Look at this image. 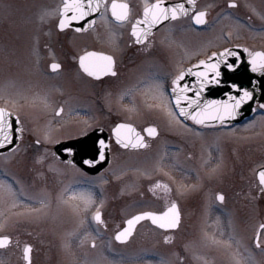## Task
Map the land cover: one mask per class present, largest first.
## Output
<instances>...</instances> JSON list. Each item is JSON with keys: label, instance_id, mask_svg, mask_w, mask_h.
<instances>
[{"label": "rangeland", "instance_id": "rangeland-1", "mask_svg": "<svg viewBox=\"0 0 264 264\" xmlns=\"http://www.w3.org/2000/svg\"><path fill=\"white\" fill-rule=\"evenodd\" d=\"M62 2L0 0V98H20L25 86L39 82L27 68L49 39L53 49L60 39L66 46L70 75L64 88L76 97L74 90L80 81L74 73V61L82 51L80 47L93 43L97 34H58ZM145 2L140 0L138 7L143 8ZM228 2L237 7L228 8ZM199 9L211 13L208 28L212 29L197 32L192 45L171 39L158 57L149 60L163 79V87L185 68L230 44L264 52V0H199ZM242 11L252 18L250 29L236 20ZM225 27L232 33L227 39L221 36ZM154 91L151 84L150 93ZM75 101L68 98L67 110L76 109ZM43 109L26 105L21 110L20 123L29 138L23 137L15 152L0 156V182L11 185L15 192L11 197L0 193V236L14 239L11 247L0 251V264H24L25 245L32 247L31 264H264V230L260 232L261 247L254 243L264 224V194L260 197L255 177V171L264 166V111L229 130L203 135L201 141L229 152L225 181L203 178L193 192L187 193L186 185L177 186L167 179L173 185L172 196L178 197L180 192L186 207L178 231L168 237L143 223L128 243L119 245L114 235L126 219L145 211L158 212V189H150L160 181L161 149L175 139L182 140L189 130L164 111L160 123L167 129L159 133L145 161L130 166L129 179L119 177L109 182L103 175L92 180L53 156L51 147L73 136L75 130L66 132L60 127V118L48 111L43 115ZM37 140L40 146L33 144ZM73 191L85 198L69 199ZM217 191L225 196V207L211 210L218 206L214 199ZM183 195H189L188 199ZM97 210L102 214L100 225L93 222ZM166 237L171 238L170 243H165ZM213 239L220 243H213Z\"/></svg>", "mask_w": 264, "mask_h": 264}, {"label": "flooded vegetation", "instance_id": "flooded-vegetation-1", "mask_svg": "<svg viewBox=\"0 0 264 264\" xmlns=\"http://www.w3.org/2000/svg\"><path fill=\"white\" fill-rule=\"evenodd\" d=\"M134 1L135 3H133ZM139 1L140 0H118V2L127 3L130 7L131 14L128 23L122 26L117 25L116 22L111 19V14L109 12L108 22L102 21L99 16L96 18V23L91 29L83 33H76L80 35L90 33L97 34L93 43L80 47L82 51L76 55L74 61L75 66L73 65L75 67L74 73L78 74L80 81L77 85V89L74 90V96L76 95V97H73L70 93L68 94L64 88L66 86L64 85L66 77L70 75L67 69L66 46L63 45L64 43H62L60 39L59 46L53 49L49 39L48 44L37 51V58H35L34 63L27 68L30 74L37 75L39 82H34L30 87L25 86L23 88L24 94H22L20 98L10 99L7 96L0 98V108L7 109L15 117L22 114L21 110H23L26 105L33 107L40 106L44 108L42 112L43 115L48 111L49 113L52 112L56 117H59V124L63 130L66 132H68L69 129L75 130L73 136L59 142L71 141L83 138L91 133H97V142L93 143L92 146L89 145L86 147L83 151L84 154H93L92 149H97L99 147V142L102 140V136L105 135L109 150V163L107 168L96 175H91L75 167L87 179L93 180L103 175L107 177L109 182L115 181V178L119 177L123 180L129 179L127 173L130 166L132 164L139 165L141 162L145 161L147 153H150L152 149L153 142L160 137L159 133L167 129V127L164 125L162 126L160 123L164 110L157 107L158 102L152 99L154 92L150 93V85L156 86L158 83L163 84V79L160 77L159 73L156 72V66L153 65L150 67L149 60L158 57L162 47L166 43H169L171 39L184 40L185 43L192 45V39L197 32L212 29V27L208 28L211 24V13L207 10L199 9V0H195L196 11H205L207 13L206 24H194L191 18V15H194V13H191L189 17H183L164 24L148 37L146 43L136 44L134 37L131 35V29L132 24L140 19L143 14L144 7H138ZM111 2L112 0H108L109 5ZM229 3L230 2L226 4L227 7ZM236 20L240 23L241 27L251 28L252 18L247 14V11H242L241 16ZM97 28H99V30H97ZM229 28L230 27H225L222 30L223 34L221 36L226 38L232 35L228 30ZM56 31L58 34L70 32ZM162 31H164V34L159 35ZM233 46L246 47L242 44H230L225 48ZM90 52L111 56L115 62L114 70L117 75H102L100 79L88 76L80 68L79 59L81 56ZM53 63L60 65V68L55 72L51 70V65ZM173 79L170 81L165 92L168 96V90L171 87ZM163 89L165 90L166 87H163ZM69 97L76 98V109L74 110H67L68 107L66 106H68ZM60 109H63V111L57 116L56 112ZM177 119L182 126L189 130V132L186 133L188 135H185L182 140L179 138L175 139L174 143L169 144L170 146L166 145L161 149L159 156L161 177L159 183L167 185L170 191L166 192L164 189L160 188L157 194H155L160 206L157 213L167 211L168 207H170L172 203H175L180 211V225L177 230L172 232L161 231L152 227L148 222H144L161 233L166 234L168 237H171L172 234L180 228L182 222V209L184 210L186 207L183 206L180 201L179 196H182L180 192L178 193V197L172 196L173 190L171 188L173 185H171L167 179L176 182L177 186H179L180 183L186 185L188 187L187 193L193 192L200 179L203 178H221L225 181L229 175L228 165H226L229 152L225 151L220 145L211 146L208 145L207 142L201 140L203 139V135H206L205 133L214 132L216 130L226 131L235 127H199L191 122H182L178 117ZM119 124L131 126L136 133L144 137L148 147L142 149H125L118 145L116 143V137L114 136V129ZM149 127H154L157 130L158 134L154 138L149 137L145 131ZM21 137L18 146L23 137L29 138L25 135V130L21 133ZM29 144H32V142L29 141ZM33 144L36 146L41 145V143H37V141H33ZM93 160L94 159H91L92 162ZM62 163L73 166L64 162ZM109 169L113 171L107 173ZM258 187L261 197L262 193L260 191V186L258 185ZM219 195L223 194L218 191L214 194V199L218 203V206L211 208V210L225 207L222 206L224 200L221 203L216 199ZM183 196H185L187 200L189 195ZM223 197L225 198L224 195ZM13 241L14 239L11 237V244L9 247L12 246ZM26 246L28 245H25L23 249Z\"/></svg>", "mask_w": 264, "mask_h": 264}, {"label": "snow or ice", "instance_id": "snow-or-ice-1", "mask_svg": "<svg viewBox=\"0 0 264 264\" xmlns=\"http://www.w3.org/2000/svg\"><path fill=\"white\" fill-rule=\"evenodd\" d=\"M187 3L191 6L192 21L196 25L206 24L205 11H196L195 0H187ZM229 8H235L237 5L235 3H229ZM103 10V11H102ZM111 14V19L116 22L117 25H124L129 22L130 18V7L127 3L118 2V0H112L109 5L108 0H63V6L59 10V29L61 31L70 27L75 21L79 23L85 20L87 17L93 16L96 13L100 14V19L102 21L108 22V13ZM190 10L185 7L184 3H176L172 6H165L162 0H157L156 3H148L147 0L143 8V18L138 19L132 24L131 35L135 39L136 44H144L147 42L148 37L153 34V28L165 21H176L182 17H189ZM96 23L95 20L88 21L87 27H77L76 32L87 31L88 28L92 27ZM245 52L248 50L245 49ZM237 56L235 52L230 50H225L219 54H214L210 57V60H214V63L201 61L198 65H194L195 69H203L202 71L193 69H188L187 72L181 71L172 81L171 96L166 95L162 84H157L155 86L154 94L152 99L157 101V107L161 110L166 111L167 115L180 123L177 117H183L185 120H191L194 124L200 125L202 127H216L217 124L224 125L226 120H231L238 114L239 108L242 104L250 101L252 99V93L248 90H243L242 94L237 96H229L227 101L220 100H207L202 101V93L204 89L210 84H218L220 77V64H227V57ZM250 57L248 63L251 65V70L253 72L259 71L261 75H264V52H248ZM238 58V57H237ZM80 68L91 77L95 79H100L102 75L116 76L117 73L114 70L115 62L111 56L100 55L94 52L87 53L81 56L79 59ZM230 70H235L234 65L227 64ZM60 68L59 64L53 63L51 65V70L53 72ZM211 73V78L209 74ZM186 75H192L196 77L197 86L189 88L188 85H181V81L185 79ZM189 91L195 93V98L189 97ZM235 91L240 92L241 90L236 88ZM174 106V107H173ZM264 108V104L260 105ZM63 109L56 112L59 116ZM15 125L12 113L7 109L0 108V149H5L9 145H13L17 138L16 133H22L24 131L23 127H19L20 118L15 117ZM149 137H155L158 133L156 128L149 127L146 130ZM199 134V133H197ZM114 135L116 137V143L122 148L128 149H142L147 148L148 144L145 143L144 137L139 133H136L131 126L126 124H119L114 129ZM37 143H40L37 140ZM100 153L99 159L104 160V149L107 147L105 142L101 140L99 142ZM12 152L16 151V148L11 149ZM69 163H71L69 161ZM90 166L91 161H85ZM260 191L264 194V171L258 173ZM164 189L168 192L170 189L167 185L156 183L150 191L155 192L156 189ZM0 193L6 196H15V192L11 185L4 182H0ZM83 194H78L76 192H71L69 199L77 200L84 199ZM221 203L224 200L223 195L216 197ZM88 202H91V197H87ZM93 219L97 224H102L101 213L99 210L96 211ZM149 220L157 228L170 230L176 229L180 225V211L175 203H172L168 207L167 211L160 215L154 213H143L141 215L134 216L133 218L126 221L127 226L116 234L115 240L121 244L128 242L129 238L133 235L135 226L141 221ZM261 230H264V224L260 225ZM165 243H170V238H165ZM213 243L219 244V241L213 239ZM10 244V239L5 237L0 239V248H4ZM93 247L95 245L93 244ZM256 247L260 248L261 244L259 241V234L257 236ZM31 248L26 247L24 250V258L31 264L30 254ZM240 264V261H237Z\"/></svg>", "mask_w": 264, "mask_h": 264}, {"label": "water", "instance_id": "water-1", "mask_svg": "<svg viewBox=\"0 0 264 264\" xmlns=\"http://www.w3.org/2000/svg\"><path fill=\"white\" fill-rule=\"evenodd\" d=\"M156 2H154V3H156ZM162 2L165 4V6H169V7L176 4V3H184L185 7L189 8L190 13H191V6L187 3V1L162 0ZM62 6H63V4H62ZM62 6L60 7V9L62 8ZM99 15H100L99 13H96L93 16L87 17L85 20H83L79 23H76L74 21L72 23V25L70 27L66 28L65 30L75 31V28H77V27H87L88 21L95 20L96 17ZM59 20H60V18H59ZM167 22H170V21H165L163 24H165ZM163 24H160L157 27L153 28L152 32L156 31ZM58 25H59V21H58ZM58 25H57V29L59 31H61L59 29ZM92 27L88 28V30L91 29ZM65 30H63V31H65ZM83 32H86V31H81V32H77V33H83ZM245 49H247V48H245V47H231V48L225 49V50H230L232 52H235L237 54V56L227 57V64L234 65L235 70H230L227 67V64L222 62L220 64L219 83L208 85L204 89V92L202 93V101L201 102L207 101V100L227 101L228 97L230 95L239 97V95H241L242 91L245 89L252 93V99L250 101H247L246 103L242 104V106L238 110V114L236 115V117L234 119L226 120L224 125L217 124V126H229V125L239 124V123L249 119L250 117H252L256 112V108L264 110V108L260 107L261 104H264V75H261L259 71L253 72L251 70V65L248 63V61L250 59V57L248 56V52H251V51L247 49L248 51L245 52L244 51ZM225 50L220 51V52L215 53V54H219L221 52H224ZM256 52H261V51H255L252 53H256ZM213 55H211L210 57H212ZM210 57L203 60V61L214 63L215 61L210 60ZM199 63H197L195 65H198ZM188 69H193V71H196V70L202 71L203 70L202 68L201 69H195L194 65L189 67ZM188 69H186L185 72H187ZM209 78H211V73L209 74ZM185 84L188 85L189 88H193L194 86H197L196 77L192 76V75H186L185 79L183 81H181L182 86ZM236 88L240 89L241 91L240 92L235 91ZM170 94H171V91H170ZM188 95L191 98H195V93L193 91H189ZM12 117H13V122H14V128H16L17 125H15V116L12 115ZM180 118L183 121H191V120H185L183 117H180ZM19 127H21V125H19ZM16 136L21 137V133L17 132ZM100 137H101V135H100ZM102 137H103L102 140L107 145V147L104 149V155H105L104 160L99 159L100 147H98L97 149L93 148L92 149L93 154H84L83 153V151L86 147H88L89 145L92 146L93 143L97 142V140H98L97 139L98 138L97 133H91V134H89L83 138L57 143L56 145L53 146L52 153L60 161L75 165L88 174L96 175V174L102 172L107 167V165L109 163L108 144L106 142L105 135H103ZM151 138H153V137H151ZM19 140H20V138H17L13 145H9L5 149H0V155L10 153L12 151L11 150L12 148H16L18 146ZM91 159H94L93 162L91 161ZM69 161L71 163H69ZM85 161H91L92 162L91 166L88 163H85ZM260 171H264V167L257 171L258 182H259L258 173ZM144 213H147V212H144ZM150 213H152V212H150ZM141 214H143V213L136 214L135 216L141 215ZM154 214L160 215L158 213H154ZM133 217H131V218H133ZM126 221L124 223V227L120 231H123V229L127 226ZM144 221H149V220H144ZM144 221H141L140 223H142ZM149 222L151 223V221H149ZM139 224H137L135 226V230ZM153 226H155V225H153ZM176 229H170V230L161 229V230L173 231ZM135 230H134V232H135ZM134 232H133V234H134ZM116 234L114 235V240H115ZM5 237L9 238L10 243H11V238L8 236H0V239L5 238ZM130 238H129V240H130ZM256 241H257V237H256ZM115 242L118 244H121L116 240H115ZM8 246H6L4 248H0V250H3L5 248H7ZM26 247H30V246H26ZM25 248H24V250H25ZM24 250H23V261L25 264H28V261L25 260V258H24ZM29 255H30V260H31V253Z\"/></svg>", "mask_w": 264, "mask_h": 264}]
</instances>
